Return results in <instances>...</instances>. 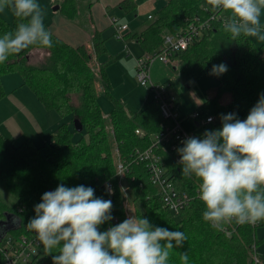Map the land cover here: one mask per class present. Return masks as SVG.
<instances>
[{"label":"trees","instance_id":"1","mask_svg":"<svg viewBox=\"0 0 264 264\" xmlns=\"http://www.w3.org/2000/svg\"><path fill=\"white\" fill-rule=\"evenodd\" d=\"M165 3L148 27L133 38L145 54H152L163 48L166 35L184 32L189 21L215 16L212 28L172 59L179 62L181 75L195 81L209 74L213 65L226 64V73L214 75L219 81L215 94L198 110L201 117L220 118L222 114L235 113L237 118L246 119L264 93V45H256L252 38L243 35L233 40L223 23L230 13L213 10L208 0H165ZM57 5L67 19L79 14L77 0H60ZM119 5L126 15L138 7L137 0H123ZM22 22L26 20L14 16L9 23L0 16V37L14 32ZM44 27L51 33V48L32 45L0 64V100L6 96L3 77L18 73L23 85L44 108L80 123L82 131L75 130L83 136L75 140L69 123L59 125L52 134L54 142H45L42 146L32 140L15 145L0 133V184L16 197L14 205L0 199V222L8 216L18 222L17 228L5 234H33L26 225L35 216L34 206L41 202L45 192L54 191L61 183L67 187L84 185L95 190V197L112 201L113 219L99 226L101 232L130 215L147 218L153 226L184 232L187 240L182 247L170 250L169 264H182V252L188 253V264H264V257L261 259L257 253L264 242V236L258 238V230H264V221L244 225L233 221L225 225L226 232L218 231L203 219L206 209L197 196L175 217L163 204L160 190L152 184L147 168L133 162L131 156L137 150H145L150 144V135L163 130L169 122L162 118L160 106L154 101L134 113L110 95L106 88L110 87L107 75L110 63L108 60L96 62L108 53L100 31L92 33L93 48L87 44L74 47L54 35L46 24ZM41 50L48 55L40 65H34L31 57ZM102 88L112 98L113 109L108 116L99 104ZM220 127L221 121H217L215 125L203 127L202 132ZM137 129L146 133L144 138L136 134ZM163 155L176 185L197 195L200 181L195 176H183L168 150ZM118 160L129 163L125 177L133 195L131 201L117 174ZM107 184L113 186L114 194H109ZM51 251L49 254L42 246L38 264H53L52 256L59 254V248ZM0 264H3L1 253Z\"/></svg>","mask_w":264,"mask_h":264},{"label":"clouds","instance_id":"2","mask_svg":"<svg viewBox=\"0 0 264 264\" xmlns=\"http://www.w3.org/2000/svg\"><path fill=\"white\" fill-rule=\"evenodd\" d=\"M213 10L230 13L224 30L233 40L241 35L264 41L261 22L264 0H208ZM11 7L19 23L14 32L0 37V64L10 55L32 45L52 47L51 33L44 27V13L37 0H0V13ZM226 64L213 65L210 75L226 73ZM209 117V122H211ZM221 127L206 130L203 138L189 137L177 149L182 175L199 181L198 198L204 204L203 219L213 229L225 225L264 221V93L246 119L222 114ZM111 194V188L108 187ZM84 185L59 184L45 192L34 206L35 216L26 227L36 233L53 264H169L170 250L182 247V231L153 226L147 218L130 215L101 232L99 226L113 219L112 201L95 197ZM188 264L187 252L180 254Z\"/></svg>","mask_w":264,"mask_h":264},{"label":"rangeland","instance_id":"3","mask_svg":"<svg viewBox=\"0 0 264 264\" xmlns=\"http://www.w3.org/2000/svg\"><path fill=\"white\" fill-rule=\"evenodd\" d=\"M83 1V0H81ZM88 1V0H85ZM138 2L141 0H137ZM149 1V0H148ZM164 1V0H163ZM163 1H155L156 2V10L158 11L162 5ZM37 3L41 5L44 13L43 23L47 26L49 24L53 25L57 22L59 18H65L64 14L61 11H54V6L50 4L49 0H37ZM55 5V4H54ZM156 11V12H157ZM146 12V11H145ZM155 12V14H156ZM154 14V15H155ZM138 15V17H136ZM0 16L5 19L7 22L12 23L14 18V11L11 7H6L5 10L0 13ZM100 20L98 24L101 26V29L104 34V38L107 39V48H109V56L108 58L113 57L109 61V77L111 80L112 87L106 86L107 90L112 95L113 98H116L127 106L128 111L136 113L141 108L146 106V102L149 100L150 96L144 88L140 87L137 81V62H136V54L141 53V56L144 55L143 47H140L136 41H133V35L137 30H139L142 21H146V23H150V20H147L146 13H139L136 10L126 14H117L115 17L118 22L113 25L111 20L106 18L104 13H100ZM120 18V19H119ZM262 25H264V10H262L261 16ZM123 25L128 26L130 29L129 34H124L123 37H118L116 34V26L121 27ZM131 34V35H130ZM254 44L264 45V41H259L255 37H251ZM129 50V52H128ZM36 53V52H35ZM45 55V54H43ZM46 57V56H45ZM44 57V58H45ZM41 55H35L31 57V62L34 65H40L44 62V59ZM179 62H175L168 66L164 64L162 61L157 60L156 63L153 64L151 68V75L155 82H167L169 85V89L171 93H174L179 99V105L177 106L176 113L178 114V118L182 124V126L186 130H192L197 134L202 133V129L200 127H195L194 121L189 118V115L197 110L206 100L212 97L218 86V79L214 75L206 74L200 80L195 81L193 79L184 77L179 72ZM32 92V91H31ZM99 97V104L102 106V109L105 114L111 112L112 110V98L107 92H102ZM33 98V97H32ZM148 99V100H147ZM152 99V97H151ZM36 99H33L34 106L27 107L28 110H33L34 112H38L41 108L40 104ZM145 102V104H144ZM5 104V105H4ZM14 103L10 100L9 97L3 98L0 100V121L4 123V120L9 118V114L12 112L11 109H14ZM5 111H4V109ZM16 111V109H14ZM38 115V114H36ZM24 119L22 120V118ZM21 120L23 123V129H26V133L28 136L35 138V143L37 145H43L44 142L53 143L54 138L51 135L52 131L58 128L59 125L63 123H69L72 131H74L75 140L80 139L83 135L80 132H77L75 129L76 123L72 120L71 117H60L58 121H61L60 124L53 127L52 131L49 134H44V136H39L36 125L31 122L30 117L21 113ZM27 123H26V122ZM34 128V131L30 130L31 126ZM31 127V128H32ZM56 127V128H55ZM39 137V139H37ZM25 139L17 138L14 142L15 145L21 144ZM118 160V164H119ZM121 184L124 187L125 191L128 192L130 197V201L133 198L131 191L128 189V183L125 179H121ZM0 199H4L9 205H14L16 203V197L12 195L4 186L0 184ZM264 236V230H258V238L262 239ZM258 256L262 259L264 257V242L260 244L257 249Z\"/></svg>","mask_w":264,"mask_h":264},{"label":"built area","instance_id":"4","mask_svg":"<svg viewBox=\"0 0 264 264\" xmlns=\"http://www.w3.org/2000/svg\"><path fill=\"white\" fill-rule=\"evenodd\" d=\"M57 1L50 0L51 3ZM149 18L153 19L152 16H149ZM112 19L115 25L117 19ZM213 19H215V16L207 20L197 17L189 21L184 32L179 34L170 33L165 36L162 49H156L152 54H145L136 59L138 84L151 94L152 101L159 104L162 118L169 122V124L158 133L151 134L149 146L145 150H137L131 156V159L133 162L143 164L147 168L152 184L160 190L163 204L175 217L179 216L196 196L198 197L199 192L197 195H194L181 190L176 185L163 152L168 150L182 171V165L179 163L181 158L177 149L183 147L182 141L187 138H203L204 133L201 131L202 133L197 134L192 132V130H186L182 126L176 113L177 106L179 105L178 97L174 93H171L168 84L154 82L151 76V68L157 60L171 66L175 62L172 59L173 55L185 51L190 45L203 37L212 28ZM127 28L128 26L126 25L121 27L116 26L118 37H123L122 33ZM209 117L212 118L211 122H209ZM189 118L201 129L208 125H215L217 121H221L220 118L214 116L201 117L199 110L191 113ZM136 134L141 138H144L146 135L141 129H137ZM128 172L129 163L119 161L117 172L119 177L126 180L125 175ZM108 187L111 188V195L114 194L113 186L107 184V189ZM42 246L35 232L33 234H19V236L7 233L0 240V253L3 258V264H38L40 248Z\"/></svg>","mask_w":264,"mask_h":264},{"label":"crops","instance_id":"5","mask_svg":"<svg viewBox=\"0 0 264 264\" xmlns=\"http://www.w3.org/2000/svg\"><path fill=\"white\" fill-rule=\"evenodd\" d=\"M59 1L60 0H58L57 2H54V3H51L49 0L50 4H52L53 6H56L59 3ZM122 1L123 0H88V1L77 0L78 6L80 7V11H79V14L76 16V18H74V19L59 18L55 24H53V25L49 24L48 27L50 28V30L52 31V33L54 35L56 34L57 36H59L61 39H63L69 45L77 47V46L87 44L90 48H93V43H92L93 42L92 41V35L93 34L92 33L94 32V30L100 31V33L103 35V38H104V34H103L102 29H101V26L98 24V21L101 18L100 13H104L106 18L110 19L111 23H113L112 18L117 17V14H121V15H122V13L125 14L119 5ZM155 1L157 2L159 0H149V1L148 0H141L139 2L137 1L138 7H137L136 11L139 13L143 12V14L146 13V18H147V20H150V22L152 19H150L149 16L153 17L155 12L157 11ZM165 4L166 3L164 0L162 7ZM136 17H138V15H136ZM117 22H118V20H117ZM117 22H116V24H117ZM149 24L150 23L147 24L145 20L142 21L139 30H137L135 32V34L143 31L145 28L148 27ZM113 25H114V23H113ZM129 29L130 28L128 27L127 30L124 31L122 34L123 35L129 34V31H130ZM104 39H105V46L107 48V39L106 38H104ZM133 41H136V40L133 38ZM107 50H108V53L103 55V56H100L99 59L96 60L97 63H99L101 61H107V60L110 61L111 59H113V57H111V58L107 57V56H109V48H107ZM128 52H129V50H128ZM145 53H144V55H145ZM43 54H45V55H43ZM35 55H41L44 58L45 56L47 57L48 54L45 51L41 50V51H38V52L33 54V56H35ZM136 55H137V56H135L136 59L143 56V55L141 56V53H138ZM175 62H178V61L175 60ZM109 68H110V64L107 68L108 77H109ZM2 80L4 83V89H5V93H6L5 98L9 97L10 100H12V102L14 103V106H12V107H14V109H16V111L14 109H11L12 112L9 114V118L4 120V123H3V121L2 122L0 121V133H2L10 141L14 142L17 138H19V139H25L23 142H25L26 140H32L34 142V144H36L35 143L36 139L31 137V135L28 136L26 131H25L26 129H23L24 127H23L22 120L24 119V117L21 120V113H24L25 115L30 117L31 122H33L37 127L39 136H44V134L50 135V132L52 131L53 127L61 123V121H58V119L60 118V115L54 111H48L46 108H44L41 105V103L38 101V99L36 98L35 94H33L29 88H27L26 86L23 85V80L21 79V77L18 73L6 75L3 77ZM157 82L162 83L159 81H157ZM163 83L168 84L167 82H163ZM110 87H112L111 80H110ZM102 92L103 93L106 92V89L102 88ZM148 94L150 96H148L149 100L147 99L148 101L146 102V106L148 103H150L152 101L151 94L149 92H148ZM33 99H36L38 101L42 110L41 109L39 110V108H38V112H34L33 110H28V108H26V106L27 107L34 106ZM224 99H225V102L227 103L228 96L227 95L224 96ZM121 102H123V101H121ZM179 103L180 102L178 99V104ZM144 104H145V102H144ZM145 107L141 108L139 111L144 110ZM3 109H4V107H3ZM112 109H113V107H112ZM197 110H195V111H197ZM4 111H5V109H4ZM139 111H137V112H139ZM36 114H38V115H36ZM109 114H110V112H108V114H105V116H108ZM31 127H30V130L34 131V128L33 127L31 128ZM195 127H196V124H195ZM56 129H54V130H56ZM54 130L52 131V134H53ZM37 139H39V137H37ZM37 146H42V145H37Z\"/></svg>","mask_w":264,"mask_h":264},{"label":"water","instance_id":"6","mask_svg":"<svg viewBox=\"0 0 264 264\" xmlns=\"http://www.w3.org/2000/svg\"><path fill=\"white\" fill-rule=\"evenodd\" d=\"M60 7L58 5L54 6V11H58ZM76 127L79 131H82V125L76 122ZM18 222L15 218L8 216L7 220L0 222V240L3 239L5 233L11 228H17Z\"/></svg>","mask_w":264,"mask_h":264}]
</instances>
